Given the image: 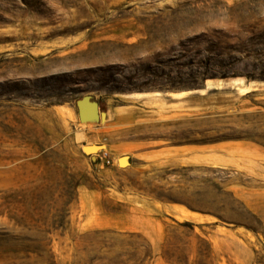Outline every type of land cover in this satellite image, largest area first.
I'll use <instances>...</instances> for the list:
<instances>
[{"label": "rangeland", "instance_id": "rangeland-1", "mask_svg": "<svg viewBox=\"0 0 264 264\" xmlns=\"http://www.w3.org/2000/svg\"><path fill=\"white\" fill-rule=\"evenodd\" d=\"M206 85L189 119L107 120L130 94ZM83 96L102 121L79 122ZM163 141L264 152V0H0V264H264L261 219L231 192L264 214V170L137 155Z\"/></svg>", "mask_w": 264, "mask_h": 264}, {"label": "crops", "instance_id": "crops-1", "mask_svg": "<svg viewBox=\"0 0 264 264\" xmlns=\"http://www.w3.org/2000/svg\"><path fill=\"white\" fill-rule=\"evenodd\" d=\"M211 84L215 86L214 83ZM207 88L210 87L206 85L202 91H176L161 94L158 97H153L150 94H130L129 96L132 98L130 102L135 105H124L111 111L108 110L106 113L107 120L110 124L126 126L137 117L141 119L155 117L156 120H170L176 116L189 119L191 116H195L197 110L196 92L204 94ZM152 106H156V109H151ZM135 109L141 111L140 115ZM136 148L140 149L137 153L140 158L155 160L157 164L160 161H171L183 167H191L202 163L211 168H226L233 171H249L251 170L250 167L264 170V152L247 141L218 142L199 148L192 144L172 145L169 141H163L155 145H140ZM87 191L96 192L94 190ZM231 192L242 201L247 210L261 219L264 226V214L260 210V204L250 200L247 196L241 195L243 186L233 185ZM145 205L171 218L177 217L192 223L208 221L206 215L186 210L181 205H168L152 200L145 201Z\"/></svg>", "mask_w": 264, "mask_h": 264}, {"label": "water", "instance_id": "water-1", "mask_svg": "<svg viewBox=\"0 0 264 264\" xmlns=\"http://www.w3.org/2000/svg\"><path fill=\"white\" fill-rule=\"evenodd\" d=\"M76 108H77L78 120L81 123L94 122L97 120L102 121L105 117V113L100 111L98 103L89 96H83L79 100H77ZM84 147H88V145L82 146V152L86 155L92 156V154L89 152L91 151V148H87L85 150ZM93 147L101 148V146H96V145H93Z\"/></svg>", "mask_w": 264, "mask_h": 264}, {"label": "built area", "instance_id": "built-area-1", "mask_svg": "<svg viewBox=\"0 0 264 264\" xmlns=\"http://www.w3.org/2000/svg\"><path fill=\"white\" fill-rule=\"evenodd\" d=\"M97 160L100 162V163H104V164H111V160L109 159V156H108V152L103 150V151H99L97 154Z\"/></svg>", "mask_w": 264, "mask_h": 264}, {"label": "bare ground", "instance_id": "bare-ground-1", "mask_svg": "<svg viewBox=\"0 0 264 264\" xmlns=\"http://www.w3.org/2000/svg\"><path fill=\"white\" fill-rule=\"evenodd\" d=\"M84 148H85V150H86L87 148H91V151L99 150L98 147H93V146H88V147H84ZM91 151H89V152H91ZM92 156H93V155H92ZM124 158H126V157H124ZM126 162H127V159H126L125 162H124V166L127 164ZM118 164H119V163H118ZM121 167H123V164H121Z\"/></svg>", "mask_w": 264, "mask_h": 264}, {"label": "trees", "instance_id": "trees-1", "mask_svg": "<svg viewBox=\"0 0 264 264\" xmlns=\"http://www.w3.org/2000/svg\"><path fill=\"white\" fill-rule=\"evenodd\" d=\"M183 226H185V227H187L188 229H190L191 231H193L194 224L185 222V223L183 224Z\"/></svg>", "mask_w": 264, "mask_h": 264}]
</instances>
